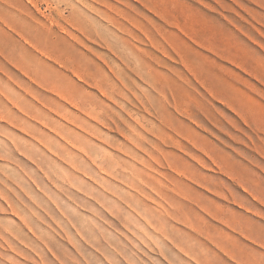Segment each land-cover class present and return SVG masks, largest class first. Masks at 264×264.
Here are the masks:
<instances>
[{"label": "rangeland", "instance_id": "rangeland-1", "mask_svg": "<svg viewBox=\"0 0 264 264\" xmlns=\"http://www.w3.org/2000/svg\"><path fill=\"white\" fill-rule=\"evenodd\" d=\"M172 2H179L178 6ZM153 3L150 5L154 8L150 9L141 0H0V264H232L221 251L218 244L221 239L231 240L233 248L238 247L234 243L253 246L244 238L241 240L238 233L224 229L211 211L224 212L228 218L244 222L264 239L261 139L249 130L258 140V148L254 147L248 137L243 135L246 144L232 130L225 135L207 119L202 120L206 128L203 130L176 111L174 105L170 109L180 118H171L183 122L191 140L169 129L156 130L160 121L148 105L152 99L156 104V89L146 71L142 75L128 66L133 61H136L133 65H141V56L154 63L156 53L164 58L158 65L162 72L170 71L177 77L171 68H186L194 80V85H187L191 93L203 102L208 101L205 103L211 108L224 109L219 99L209 98L197 80L202 76V65L210 67L207 69L213 67L214 71L219 68L217 72L235 84V88L231 85L228 89L236 92L239 86L238 95L255 106L251 108L255 110L253 113L250 109L251 114L264 113V0H153ZM101 7L109 11L110 17L114 14L121 18H117L118 22L124 21L125 25L121 24L128 27L121 28L122 31L112 18L104 16L107 11L101 10L99 14ZM125 13L129 14L125 17ZM188 15L198 18L200 23L191 21L193 17ZM168 16L180 19L185 33L180 31L177 36L180 39L179 35L187 36L184 41L189 47L183 37V42L176 36L171 39L181 29L166 23ZM193 23H197L196 27ZM140 24L149 29L148 33ZM164 31L166 38L172 34L169 38L177 43L176 47L170 45L172 41L168 43L169 38L164 39ZM87 34L92 37L86 39ZM147 35L151 40L155 35L167 42L172 55L158 52L159 47L152 45ZM98 36L101 38L97 39ZM108 37H112L115 45ZM204 43L211 46H205L207 51L203 50ZM141 49L150 52L141 53ZM70 50L76 52L69 56ZM189 50L197 57L188 55ZM128 52L133 55L129 57ZM73 53H78L77 57ZM79 56L83 58L75 61ZM183 57L185 61L188 57V64L182 62ZM228 58H232V63ZM191 59L199 70L191 65L194 63ZM215 61L222 64L218 66ZM193 68L196 70L191 71ZM243 75L253 84L250 89ZM151 77L155 79L153 74ZM257 85L261 92L257 91ZM64 87L73 92L64 93ZM194 87L199 93H195ZM228 109L225 113L234 115ZM259 137H264V133L260 132ZM211 159L235 171L229 174V170ZM247 175L254 178L253 184L243 180ZM237 182L245 185L244 189ZM252 188L254 191L247 192ZM177 212L195 223V218L199 219L200 225L194 226L206 230L212 237L211 243L205 239L206 234L194 232L190 224L179 219ZM260 249L264 251V245Z\"/></svg>", "mask_w": 264, "mask_h": 264}, {"label": "bare ground", "instance_id": "bare-ground-1", "mask_svg": "<svg viewBox=\"0 0 264 264\" xmlns=\"http://www.w3.org/2000/svg\"><path fill=\"white\" fill-rule=\"evenodd\" d=\"M91 1V0H90ZM133 1V0H132ZM140 1V0H139ZM143 3H144V5H146V6H149V7H151V5L150 4H152L153 3V0L150 2V0H141ZM251 1V0H250ZM194 2V1H193ZM83 3V2H82ZM135 3H137L138 4V2H135ZM176 3V5L178 6V4L177 3H179V2H175ZM175 3H171V4H175ZM220 3V2H219ZM104 4V3H103ZM153 4H155V3H153ZM107 5H109V4H107ZM107 5H105V6H107ZM127 5V4H126ZM141 5V4H140ZM156 5V4H155ZM220 5V4H219ZM101 6V5H100ZM173 5H171V7H172ZM103 7V6H102ZM102 7H101V9H100V12H99V14L101 13V10H102V12H104V11H107V9L105 10H103L102 9ZM129 7V6H128ZM140 7V6H139ZM143 7V6H142ZM141 7V9H143ZM148 7V8H149ZM104 8V7H103ZM107 8V7H106ZM154 8V6L153 7H151L150 9H153ZM157 8H159V7H157ZM175 8L177 9V7L175 6ZM174 8V9H175ZM179 8V7H178ZM204 8V7H203ZM144 9H146V8H144ZM186 9V8H185ZM112 10H114V9H112ZM136 10H137V8H136ZM149 10V9H148ZM159 10V9H158ZM171 10V9H170ZM178 10V9H177ZM204 10H206V9H204ZM125 11H127V10H125ZM152 11H154V12H156L157 13V10H152ZM162 11V10H161ZM184 11V10H183ZM186 12H187V10H185ZM184 11V12H185ZM108 12V13H107ZM107 12H105L103 15L104 16H106L107 14H109V11H107ZM114 12H116V11H114ZM129 12V11H128ZM137 12V11H136ZM169 12H171V11H169ZM176 12V11H175ZM219 12V11H218ZM117 13V12H116ZM119 13V12H118ZM121 13H123V12H121ZM131 13V12H130ZM163 13V12H162ZM172 13H173V11H172ZM188 13H190V12H188ZM120 14V13H119ZM126 14H129V13H125V17H126ZM133 14H135V13H132V15ZM137 14V13H136ZM139 14H141L140 12H139ZM213 14V13H212ZM110 15H111V13H110ZM114 14H112L111 16L112 17H110L109 15H107V16H109L108 18L110 19V18H112L113 19V22H115L114 24L116 25L117 24V26H120V29L121 28H127L126 26L125 27H123V24H121V22H118L119 20H121V18L119 19L118 17V19L116 18V15H114ZM123 15V14H122ZM131 15V16H132ZM138 15V14H137ZM143 15V14H142ZM165 15V14H164ZM139 16V15H138ZM144 16V15H143ZM143 16H141V18L143 17ZM189 17H193V20H191V21H194L195 19H194V16L192 15V16H190V15H188ZM128 17V16H127ZM145 17V16H144ZM166 17V16H165ZM169 17V16H168ZM166 18L167 20H166V23H170V25L171 24H173L174 26L176 25V26H178V28L179 29H181V30H179V31H176L177 33H176V35L175 34H173V36L171 37V39H174L173 37H177L180 41H181V39H182V37H183V41L185 40V39H187L186 37H185V35L183 36H181V35H179L180 37H181V39L177 36L178 35V32H180V31H184V33H185V27L182 25V23H181V21H180V19H176V18ZM106 19H107V17H105ZM140 18V17H139ZM160 18H161V16H160ZM131 19H133V18H131ZM144 19V18H143ZM146 19H148V18H146ZM198 19V18H197ZM196 19V20H197ZM102 20V19H101ZM130 20V19H129ZM133 20H135V19H133ZM132 20V23L133 24H136V22L135 21H133ZM149 20V19H148ZM190 20V19H189ZM195 20V21H196ZM53 21V20H52ZM55 21V20H54ZM96 21V20H95ZM106 21V20H105ZM162 21H164V19L162 20ZM198 21V20H197ZM97 22H98V20H97ZM108 22V21H107ZM113 22H112V24H113ZM148 22H150V20L148 21ZM199 22V21H198ZM57 23V22H56ZM56 23H54V24H56ZM129 23H131L130 21L129 22H127V24H129ZM151 23V22H150ZM164 23V22H163ZM165 23V24H166ZM200 23V22H199ZM198 23V24H199ZM92 24H94V23H92ZM113 24V25H114ZM197 24V23H196ZM195 23H193V26H195L196 25ZM53 25V24H52ZM90 25V24H89ZM114 25V26H115ZM125 25V24H124ZM140 25H142V24H140ZM149 26H150V24H148ZM152 25H154V24H152ZM54 26V25H53ZM57 26V25H56ZM55 26V27H56ZM94 26V25H93ZM93 26L92 27H90V28H93ZM131 26H132V24H131ZM133 26H135V25H133ZM139 26V24H136V27H138ZM143 26V25H142ZM141 26V27H142ZM172 26V25H171ZM175 26V27H176ZM208 26L209 25H207V28H208ZM212 26L213 25H210V29H212ZM116 27V26H115ZM154 27V26H153ZM196 27V26H195ZM215 27V26H214ZM94 28H95V26H94ZM138 28H140V27H138ZM137 28V29H138ZM143 29L145 28V26H143L142 27ZM140 29V30H143V29ZM151 28V27H150ZM155 28H156V25H155ZM157 28H158V26H157ZM52 29H54V28H52ZM83 29V28H82ZM88 29V28H87ZM131 28H130V26H129V30H130ZM136 29V28H135ZM135 29H133V30H135ZM146 30H147V33H148V30L149 29H147V28H145ZM144 29V30H145ZM153 29V28H152ZM160 29H165L164 27L163 28H161L160 27ZM195 29V28H194ZM215 29H217V28H215ZM245 29V28H244ZM61 30H63V29H61ZM65 30V29H64ZM84 30V29H83ZM82 30V31H83ZM122 30V29H121ZM128 30V31H129ZM139 30V29H138ZM158 30H159V28H158ZM213 30V29H212ZM242 30H243V28H242ZM67 31V30H66ZM65 31V32H66ZM81 31V30H80ZM92 32L94 31L93 29L91 30ZM90 31V32H91ZM98 31H99V29H98ZM114 31V30H113ZM123 31V30H122ZM121 31V32H122ZM125 32H126V30H124ZM127 31V32H128ZM137 31V30H136ZM136 31H133V32H136ZM157 31V30H156ZM167 31V30H166ZM166 31H164L165 32V34H163L165 37H164V39L166 38ZM170 31V32H169ZM244 31V30H243ZM84 32V31H83ZM89 32V33H90ZM120 32V31H119ZM142 32V31H141ZM154 32H155V30H154ZM160 32V31H159ZM168 32L169 33H173V31L172 30H168ZM241 32V31H240ZM244 32H246V30L244 31ZM88 33V34H89ZM94 33V32H93ZM93 33H90L91 35L93 34ZM97 33V31H95V34ZM100 33H102V32H100ZM105 33V32H104ZM104 33H103V35H104ZM114 33V32H113ZM116 33H117V30H116ZM139 33V32H138ZM144 34L143 35H145V31L143 32ZM146 33V34H147ZM157 33V32H156ZM161 33V32H160ZM159 33V35L161 36L162 35V33L160 34ZM169 33H167V36H171L172 34H169ZM175 33V32H174ZM181 33V32H180ZM179 33V34H180ZM86 35L85 37H86V39H87V37H89V35ZM110 34V33H109ZM129 34V33H128ZM133 34H135V33H133ZM151 34H154V33H151ZM158 34V33H157ZM169 34V35H168ZM241 34V33H240ZM94 35V34H93ZM119 35H121V34H119ZM129 35H131V34H129ZM148 35H150V34H148ZM147 35V36H148ZM186 35H188V34H186ZM243 35V34H242ZM100 36H102V35H100ZM113 36V35H112ZM122 36V35H121ZM120 36V37H121ZM127 37H128V35H126ZM169 36V37H170ZM220 36V35H219ZM250 36V35H249ZM251 36H252V34H251ZM72 37V36H71ZM90 37H92V36H90ZM89 37V38H90ZM105 37V36H104ZM133 37H135V36H133ZM149 37V39H150V36H148ZM147 37V38H148ZM169 37H167V38H169ZM175 37V38H176ZM184 37H185V39H184ZM189 37H193L194 38V36H189ZM253 37V36H252ZM101 38V37H100ZM99 38V36H98V38L97 39H100ZM109 39L108 40H111V43H112V37H111V39H110V37H108ZM115 38V37H114ZM152 40L150 39V41H153V42H151L152 43V45H155V47L157 48V47H159L157 50H158V52H163L164 54L166 53V55H168L169 57L172 55V54H170V50H169V48H168V46H167V44L170 42V41H172L170 38V40H168V43L166 44L165 43V41L164 40H162V39H160L159 37H156L155 35H153L152 36ZM166 38V39H167ZM70 39V38H69ZM73 39H75V38H73ZM105 39V38H104ZM104 39H102V40H104ZM117 39V38H116ZM124 39V38H123ZM136 39H138V38H136ZM148 39V40H149ZM165 39V40H166ZM177 39V40H178ZM190 39V38H189ZM195 39V38H194ZM253 39H254V37H253ZM26 40L28 41V39L26 38ZM108 40H106V41H108ZM120 40V39H119ZM118 40V41H119ZM131 40H132V38H131ZM142 40V39H141ZM140 40V41H141ZM176 40V39H175ZM193 40V39H192ZM198 40V39H197ZM75 42H76V40H74ZM74 41H71V44H72V42H74ZM80 41V40H79ZM105 41V40H104ZM113 41H115V40H113ZM122 42L123 41H125V40H121ZM183 41H181V42H183ZM185 41H187V40H185ZM184 41V42H185ZM189 41V40H188ZM199 41V40H198ZM132 42H135V41H132ZM136 42H139L138 40L136 41ZM146 41H144V43H145ZM174 42V43H173ZM178 42V41H177ZM194 42L196 43V41L194 40ZM30 44H32L31 42H29ZM77 43V42H76ZM171 43L172 44H175V47H176V42L175 41H172V42H170V45H171ZM186 44H187V42H185ZM185 43H183L184 45H185ZM112 44H114V42L112 43ZM111 44V46H114V45H112ZM117 44V43H116ZM123 44H125L126 45V47L128 46L126 43H124L123 42ZM123 44H120V45H123ZM130 44V43H129ZM262 44V43H261ZM73 45V44H72ZM75 45V44H74ZM107 45V44H106ZM109 45V44H108ZM107 45V46H108ZM151 45V44H150ZM169 45V46H170ZM179 45H180V43H179ZM203 45V44H202ZM201 45V46H202ZM221 45V44H220ZM131 46V45H130ZM178 46V45H177ZM181 47H183V45H180ZM206 45H205V43H204V47H205ZM264 46V45H263ZM38 47V46H37ZM68 47V46H67ZM69 47H71V46H69ZM68 47V48H69ZM122 47V46H121ZM139 47V46H138ZM171 47V46H170ZM186 47H189V45L187 44V46ZM206 47H208V46H206ZM205 47V48H206ZM211 47V46H210ZM210 47H208V48H210ZM40 48V47H39ZM68 48H67V52H68ZM108 48H109V46H108ZM119 48H120V46H119ZM118 48V49H119ZM123 49H124V47H122ZM130 48H135V47H130ZM160 48H162V49H160ZM195 47H193L192 48V50L194 49ZM205 48H203V50L204 51H207V49L208 48H206V50H205ZM41 49V48H40ZM66 49V48H65ZM69 49H72V48H69ZM73 49H75L74 47H73ZM85 49V48H84ZM127 49V48H126ZM128 49H129V47H128ZM174 49V48H173ZM180 50L182 49V48H179ZM183 49H184V47H183ZM187 49H190V48H187ZM186 49V50H187ZM212 49V48H211ZM42 50V49H41ZM111 50V49H110ZM137 50V49H136ZM142 50L143 49H141V53H142ZM145 50L146 49H144L143 50V52H145ZM185 50V49H184ZM184 50H182V54H184L185 55V53H184ZM195 50V49H194ZM215 50V49H214ZM263 50V49H262ZM198 51V50H197ZM72 52H76V50H72ZM72 52H71V50H70V54L68 53V55L70 56L71 54H72ZM150 52V50H148V52H147V50H146V53H149ZM189 52H191V50H189ZM208 52H209V50H208ZM47 53V52H46ZM126 53V52H125ZM129 53V55H130V52H128ZM133 53H136V52H133ZM176 53H178V52H176ZM196 53V52H195ZM213 53V52H212ZM215 54H216V50H215V52H214ZM219 53V52H218ZM222 53V52H221ZM49 54H50V52H49ZM74 54V53H73ZM76 54V53H75ZM74 54V55H75ZM81 55H84V54H82V53H80ZM79 54V55H80ZM113 54V53H112ZM121 54V53H120ZM154 54V60H153V62L154 63H152V61L150 62V58H149V61H146L147 60V58L148 57H146V60H144L143 59V57H145V56H141L140 57V63H141V65H133V64H135L136 63V61H133V64H131L130 62L128 63V66L129 67H132L133 68V70H135V71H137V72H142L141 74L143 75L144 73H145V71H146V73L145 74H147L148 75V77H150L149 78V80H150V82H152V84H153V86H154V88L156 89V92H157V98H156V104H154L155 102V100H153L152 99V97H151V99H152V102L149 104L148 103V105H150V107H151V109L153 108L154 110H155V113L157 114V117L159 118V121H160V125L159 126H157L155 129L156 130H160V131H162V130H164V129H169V130H172V131H174L175 132V134L176 135H181V136H186L187 138H189V136H188V130L187 129H185V125L183 124V122L182 121H178V122H175V120L173 119V118H171V117H179V116H176V113L175 112H173L171 109H170V107H172V105H174L173 107H175V110L177 111H179L180 113H181V115L182 114H184V115H186V116H188V118H190L191 120H192V122L194 123V125H196V126H199V127H201V128H203V130L204 129H206L205 128V126H204V124H203V122H202V120L203 121H205V119H207L208 120V122L209 123H211V124H213L214 126H215V128H217L219 131H221V132H223L225 135H228V133L232 130V131H234V132H236V133H238L239 134V136H240V139L242 140V141H244L246 144L248 143L247 142V140L245 139V137L244 136H246V137H248L249 138V140H250V142L253 144V146L254 147H257L258 148V146H257V141L258 140H256V137H258V138H260L261 139V141L264 143V137H259V133L261 132V133H264V113L263 112H261V113H257L258 115L257 116H255L254 114H251V112H250V109L251 108H253V107H255V106H253V104L252 103H250L249 101H247V100H245V99H243L242 97H240L239 95H238V93L237 92H239V91H237V88L239 87L238 86V84H237V86L238 87H236V92H232L230 89H228V87L229 88H232V87H234L235 86V84L233 85L232 83H234L233 81H232V79H231V81H232V83H230L229 82V80H230V78L229 77H227L229 80H227V79H225L220 73H218L217 71H219L217 68H215V70L216 71H214L213 70V67H211L212 69H207V68H210V67H205V66H203L202 65V70H200V72H202L201 74H202V76L201 75H198V76H201V78H199V77H197V80H198V82L199 83H201L200 85L202 86L203 85V87H205V90H206V93H208L207 95L209 96V98L211 99H213V98H215V100L217 99H219L220 100V102L224 105V109H218V107L216 108L215 106L214 107H209V105H207V103H205V102H208V101H201V100H199L196 96H194L191 92L192 91H190L191 89L187 86V85H194V80H193V78H191V77H189V75L187 74V72H186V68L184 69V68H180V67H178L177 66V68H173L172 66V68H171V71H173V73L177 76V77H175L174 75H172V74H169L170 73V71L168 72V73H164V72H162L159 68H158V65L159 66H161V64L163 63V57L162 56H160V55H158V54H156V53H153ZM187 54V53H186ZM190 54H192V52L191 53H189L188 55H190ZM193 54H194V52H193ZM192 54V55H193ZM47 55H48V53H47ZM54 55V54H53ZM52 55V56H53ZM73 55V56H74ZM76 55H78V53L76 54ZM75 55V56H76ZM133 54H131L129 57H131ZM136 55H138V54H136ZM136 55L135 56H133V57H135L136 58ZM163 55V54H162ZM178 55V54H177ZM191 55V56H192ZM196 55V54H195ZM195 55H193V57L195 58V57H197V56H195ZM238 55V54H237ZM49 56H51V54L49 55ZM68 56V57H69ZM72 56V57H73ZM124 56H126L125 54H124ZM138 56H140V55H138ZM149 56V55H148ZM151 56H153V55H150V57ZM165 56V55H164ZM168 56H167V58H168ZM54 57V56H53ZM56 57V56H55ZM54 57V58H55ZM77 57V56H76ZM81 56H79L78 57V59H76V58H72V59H76L75 61H79V58H80ZM86 56H84V58H85ZM185 57H186V55H185ZM218 57H222V54H221V56H218ZM56 58H58V57H56ZM60 58H61V56H60ZM63 58V57H62ZM83 58V57H82ZM82 58H80V60L82 59ZM138 58V57H137ZM184 58V57H183ZM191 58V57H190ZM193 58V59H194ZM224 58V57H223ZM223 58H222V60H223ZM226 56H225V60H226ZM71 59V58H70ZM71 59V60H72ZM172 59V58H171ZM188 59V57L186 58V61H188L187 60ZM193 59H191V61L193 60ZM197 59V58H196ZM206 59V58H205ZM209 59V58H208ZM218 59V58H217ZM232 59V58H231ZM230 58H228V60H231ZM68 60H69V58H68ZM130 60H131V58H130ZM133 60V59H132ZM137 60V62L139 61L138 59H136ZM173 60V59H172ZM211 60L213 61V60H215V58L214 59H212L211 58ZM227 60V61H228ZM23 61V60H22ZM180 60H178V62H179ZM186 61H185V58L183 59V61L182 62H185L186 63ZM191 61H189V63L191 62ZM195 61H197V60H195ZM210 61V60H209ZM212 61H211V63H212ZM219 61V60H218ZM218 61H215V62H217V64H218V66H219V63H221V62H219L218 63ZM234 61V60H233ZM21 62V61H20ZM61 62V64H62V60L60 61ZM174 62H175V59H174ZM177 62V61H176ZM181 62V61H180ZM179 62V63H180ZM192 62H194V61H192ZM191 62V63H192ZM202 62V61H201ZM66 63V62H65ZM185 63H183V64H185ZM209 63V62H208ZM210 63V64H211ZM231 63H232V60H231ZM239 63V62H238ZM28 64V63H27ZM138 64V63H137ZM186 64H188V63H186ZM201 64V63H200ZM217 64L215 63V64H213V65H215L216 67H218L217 66ZM222 64V63H221ZM234 64H236V63H234ZM191 65H195V62L193 63V64H191ZM23 66V65H22ZM62 66H64V63H63V65ZM66 66V65H65ZM185 66V65H184ZM183 66V67H184ZM188 66V65H187ZM186 66V67H187ZM206 66H207V64H206ZM224 66V65H223ZM25 67H28V66H25ZM31 67V66H30ZM75 67V66H74ZM118 67V66H117ZM162 67H163V65H162ZM176 67V66H175ZM244 67V66H243ZM242 67V68H243ZM66 68V67H65ZM192 68V67H191ZM195 68H197L198 70L200 69L199 67H197L196 65H195ZM240 68H241V66H240ZM78 69V68H77ZM91 69V68H90ZM112 69V68H111ZM116 69V68H115ZM118 69V68H117ZM116 69V70H117ZM189 69H190V67H189ZM244 69V68H243ZM246 69V68H245ZM27 70H29L28 68H27ZM79 71H80V69H78ZM188 70V69H187ZM196 70V69H195ZM194 70V68H193V70H191V71H195ZM235 70V69H234ZM249 70V69H248ZM29 71H31V70H29ZM33 71V70H32ZM37 71H38V69H37ZM92 71V70H91ZM112 71V70H111ZM190 71V72H191ZM222 71V70H221ZM224 71V70H223ZM236 71H237V69H236ZM240 71V73H241V70H239ZM87 72V71H86ZM89 72V71H88ZM197 72V71H196ZM199 72V71H198ZM199 72V73H200ZM246 72V71H245ZM250 72V70L248 71V73ZM253 72V71H252ZM252 72H251V74H252ZM34 73H35V71H34ZM97 72H95V74H96ZM109 73V72H108ZM193 73V72H192ZM243 73V72H242ZM254 73V72H253ZM85 74V73H84ZM144 74V75H145ZM154 75L155 76V79H152V77H151V75ZM194 74H196L195 72H194ZM198 74V73H197ZM88 75H89V73H88ZM107 75V74H106ZM235 75V74H234ZM259 75V74H258ZM37 76V75H36ZM35 76V77H36ZM70 76V75H69ZM77 76V75H76ZM137 76V75H136ZM226 76H228V75H226ZM97 77H98V75H97ZM193 77H194V75H193ZM259 77V76H258ZM70 78H71V76H70ZM89 78H91V77H89ZM146 78H147V76H146ZM196 78V77H195ZM231 78H233V77H231ZM235 78H238V77H235ZM234 78V79H235ZM243 78L244 79H246L247 77H244V75H243ZM243 78H242V80H243ZM92 79V78H91ZM96 79V78H95ZM110 79H112V78H110ZM145 79V78H144ZM248 79V86H250L249 87V89L251 88V86L253 85H250L251 83H249V82H251V81H249L250 79L249 78H247ZM262 79H264V78H262ZM72 81L74 80V79H71ZM81 80V79H80ZM97 80V79H96ZM101 80V79H100ZM148 80V79H147ZM146 80V81H147ZM237 80V79H236ZM241 80V81H242ZM93 81H95V80H93ZM106 81V80H105ZM112 81V80H111ZM235 81V80H234ZM247 81V80H246ZM260 81H262V80H260ZM97 81H95V83H96ZM107 82H108V80H107ZM110 82V81H109ZM235 82H237V81H235ZM244 83H246L245 82V80L243 81ZM263 82V81H262ZM74 84H76V82L74 83ZM100 84V83H99ZM147 84V83H146ZM247 84V83H246ZM113 85H114V83H113ZM150 85V84H149ZM231 85H233L232 87H231ZM55 86V85H54ZM77 86H79L78 84H76V87ZM102 86V85H101ZM105 86V85H104ZM110 86H111V82H110ZM115 86V85H114ZM190 86V87H191ZM256 86V85H255ZM258 86V88H257V91L259 92L260 91V88H259V85H257ZM51 87V86H50ZM53 87V86H52ZM61 88V87H59V85L58 86H55V88ZM76 87H74V88H76ZM103 87V86H102ZM113 87V86H112ZM116 87V86H115ZM190 89H188V88ZM54 88V87H53ZM78 88V87H77ZM80 88V87H79ZM105 88V87H104ZM114 88V87H113ZM191 88H193V87H191ZM195 88V87H194ZM235 88V87H234ZM254 88V86L252 87V89ZM256 88V87H255ZM263 88V87H262ZM64 89V93H65V90H66V88L64 87L63 88ZM69 89V88H68ZM66 90V92L67 91H69V90ZM155 89H152V90H155ZM245 89V88H244ZM259 89V90H258ZM56 91L58 90H62V89H55ZM75 90V89H74ZM77 90V89H76ZM75 90V91H76ZM104 90V89H103ZM112 90V89H111ZM132 90V89H131ZM130 90V91H131ZM194 90V89H193ZM233 91H234V89H232ZM255 90V89H254ZM59 91V92H60ZM80 91V90H79ZM106 91V90H105ZM195 93H196V88H195ZM249 91V90H248ZM261 91H262V89H261ZM260 91V92H261ZM69 92H73V90L71 89V91H69ZM80 92H82V91H80ZM107 92V91H106ZM121 92H123V91H121ZM120 92V93H121ZM148 92V91H147ZM250 92H251V90H250ZM68 93V92H67ZM144 93V92H143ZM197 93H199L198 91H197ZM196 93V94H197ZM256 93V92H255ZM263 94H264V92H262ZM261 93V94H262ZM59 94H61V93H59ZM81 94V93H80ZM111 94H114L113 92H111ZM146 94V93H145ZM149 94H151L150 92H149ZM71 95V94H70ZM69 95V96H70ZM101 95V94H100ZM258 95H260V93L258 94L257 93V96ZM61 96V95H60ZM63 96V95H62ZM146 96H148V95H146ZM152 96V95H151ZM256 96V97H257ZM263 96V95H262ZM116 97H118V96H116ZM150 96H148V98H149ZM259 97V96H258ZM257 97V98H258ZM61 98V97H60ZM73 98V97H72ZM85 98H88L87 96L85 97ZM111 98H112V96H111ZM119 98V97H118ZM249 98V97H248ZM262 97L260 96L258 99H261ZM62 99V98H61ZM95 99V98H94ZM112 99H114V98H112ZM202 99V98H201ZM62 100H65V99H62ZM67 100H68V98H67ZM87 100V99H86ZM85 100V101H86ZM97 100V99H96ZM139 100H141V99H139ZM147 100V99H146ZM206 100V99H205ZM214 100V99H213ZM262 100V99H261ZM74 101H76V99L74 100ZM89 101V100H88ZM90 101H92L91 99H90ZM101 101V100H100ZM263 101V100H262ZM128 102V101H127ZM217 102V101H216ZM75 103H77V101L75 102ZM90 103V102H89ZM93 103H95L94 102V100H93ZM147 103V102H146ZM263 103H264V101H263ZM78 104V103H77ZM84 104H86V103H84ZM97 104H100V103H97ZM212 104V103H211ZM257 104V103H256ZM262 104V103H261ZM79 105H80V103H79ZM145 105V104H144ZM147 105V106H148ZM85 106V105H84ZM84 106H82V107H84ZM87 106V105H86ZM90 106H91V104H90ZM211 106V105H210ZM258 106V105H257ZM262 106V105H261ZM100 107V106H99ZM109 107V106H108ZM143 107V106H142ZM157 107H159V108H157ZM263 107H264V105H263ZM79 108H81V106H79ZM84 108H86V107H84ZM110 108V107H109ZM144 108V107H143ZM214 108V109H213ZM227 108H229V109H231L232 111H233V113H234V115H227V113H225V109H227ZM87 109V108H86ZM93 109H94V107H93ZM92 109V110H93ZM100 109V108H99ZM105 109V108H104ZM107 109V108H106ZM112 109V108H111ZM228 109V110H229ZM88 110V109H87ZM97 110V109H96ZM108 110V109H107ZM106 110V111H107ZM253 109H251V111H252ZM94 111V110H93ZM98 111H102V110H98ZM105 111V112H106ZM231 111V112H232ZM255 110H253L252 111V113L254 112ZM262 111V110H261ZM110 112V111H109ZM93 113V112H92ZM92 113H91V115H92ZM114 113V112H113ZM113 113L111 114V117H112V115H113ZM178 113V112H177ZM180 113H178V114H180ZM88 114H89V112H88ZM95 114V113H94ZM96 114H98V113H96ZM115 114V113H114ZM161 114H163V115H161ZM93 116V115H92ZM102 116V115H101ZM115 116V115H114ZM119 117H120V115H119ZM184 117V116H183ZM92 118V117H91ZM98 118H99V115H98ZM180 118V117H179ZM107 119V118H106ZM108 120V119H107ZM111 120V119H110ZM190 120V121H191ZM242 121V122H241ZM242 123H244V126H246L247 128H248V130H247V128H245L244 126H242ZM115 125V124H114ZM195 127V126H194ZM249 130L250 131H253L255 134H256V137L253 135V134H251V132H249ZM240 132V133H239ZM242 133V134H241ZM244 135V136H243ZM262 135V134H261ZM184 138V137H183ZM185 139V138H184ZM190 139V138H189ZM191 140V139H190ZM244 144V143H243ZM246 144H244L245 146H246ZM247 147V146H246ZM247 148H249V147H247ZM251 150V149H250ZM253 150V149H252ZM264 150V149H263ZM248 151V150H247ZM261 152H263V151H261ZM239 153V152H238ZM255 153V152H254ZM249 155V154H248ZM238 156V155H237ZM260 156H262L261 154H260ZM213 158V157H212ZM257 158V157H256ZM259 159V158H258ZM211 160H213V162H214V164H216V165H218V166H220V167H222V168H225V169H227V170H229V174H230V171L232 172H234L235 170H233V169H231L229 166H226V165H222L219 161H216V160H214V159H211ZM248 160V159H247ZM249 161V160H248ZM252 161H254V159H252ZM251 162V161H250ZM262 162V161H261ZM256 165V164H255ZM250 166V165H249ZM252 166V165H251ZM250 166V167H251ZM219 167V168H220ZM256 167H257V165H256ZM259 167V166H258ZM264 167V166H263ZM262 167V168H263ZM254 168V167H253ZM221 169V168H220ZM256 169V168H255ZM259 170V169H258ZM263 170H264V168H263ZM256 171V170H255ZM221 172H222V170H221ZM224 172V171H223ZM253 173H255L254 171H253ZM257 173H258V171H257ZM259 173H260V171H259ZM263 173H264V171H263ZM236 174V173H235ZM180 175L182 176V175H184V173L181 171V173H180ZM179 175V176H180ZM257 176V175H256ZM258 177V176H257ZM261 177H262V175H261ZM261 177H259L258 179H260ZM230 178H232V177H230ZM233 179V178H232ZM239 179H240V177H239ZM238 180V179H237ZM241 180V179H240ZM243 180L244 181H246L247 183L248 182H250V183H252L251 181H254V178L252 177V176H249V175H247L246 177H244L243 178ZM234 182V181H233ZM245 182V183H246ZM240 184V182H237L236 183V185L237 184ZM245 183H243V184H245ZM246 183V184H247ZM238 184V185H239ZM253 184V183H252ZM251 184V185H252ZM263 184V183H262ZM240 185H242V184H240ZM248 185V184H247ZM243 186V185H242ZM245 186V185H244ZM244 186H243V189H244ZM253 186V185H252ZM247 188V187H246ZM251 188V187H250ZM246 190V189H245ZM251 190H253L254 191V189L252 188V189H247V192L248 191H251ZM172 191V190H171ZM257 191V190H256ZM244 192V191H243ZM182 193V192H181ZM245 193V192H244ZM258 193V192H257ZM247 194H249V193H247ZM252 194V193H251ZM255 195H257L256 194V192L254 193ZM183 195H187L188 197H190L191 198V196H189L188 194H186L185 192H184V194ZM254 196V195H253ZM258 196V195H257ZM176 197H177V195H176ZM260 198H261V195L259 196ZM179 198V197H178ZM255 198H258V197H255ZM264 199V198H263ZM183 200V199H182ZM192 200V199H191ZM190 200V201H191ZM193 200H194V198H193ZM254 200V199H253ZM258 200V199H257ZM195 201V200H194ZM197 202H198V200H196ZM255 201V200H254ZM198 203H200V202H198ZM192 204V203H191ZM196 204V203H195ZM258 204H260V203H258ZM262 204H263V202H262ZM197 205V204H196ZM199 205H201V203L199 204ZM9 206V205H8ZM194 206V205H193ZM195 207V206H194ZM198 207V206H197ZM203 206H201V208H202ZM243 207V206H242ZM205 208V207H204ZM203 208V209H204ZM197 209V208H196ZM201 211H202V209H200ZM209 211V210H208ZM210 212V211H209ZM178 213V212H177ZM176 213V214H177ZM203 213V212H202ZM206 214V213H205ZM208 215H210V214H208ZM211 215L215 218L214 220H216V221H219L220 222V225L224 228V229H226V230H232V232H235V233H238L239 234V237L241 238V240H243L242 238H244L245 240L244 241H248V243H250L252 246H253V248H247V246H245L244 244H242V243H239V244H235L234 243V245H238V247L236 248H233V245H231V240H229L228 238H223V239H221L220 241H219V246H220V248H221V251H223L224 253H226V255L229 257V259H231L232 260V264H264V251L263 250H261L260 249V246H262V245H264V239H260V234H256V231H253V230H255V229H252L249 225H247V224H245L244 222H239L238 220H233V219H230V218H228V214H225L224 212H221V213H218V212H215V211H211ZM167 216V215H166ZM169 216H171L170 214H169ZM212 217V218H213ZM171 218V217H170ZM172 218H175V217H172ZM178 218L179 219H181V220H183L184 222H186V223H188V224H190V227H193V231L194 232H197V233H203V234H206L207 235V237L205 238L208 242H210V240L212 241V237L206 232V230H203V229H201V228H196L194 225L195 224H198V225H200V223H201V221H199V219H197V218H195L196 219V223L195 222H193L189 217H187V216H181V215H179V213H178ZM194 219V220H195ZM169 220V219H168ZM175 220V219H174ZM177 220V219H176ZM228 230V231H229ZM262 234V236H264V234L263 233H261ZM5 239V238H4ZM214 241V240H213ZM211 243V242H210ZM223 253V254H224ZM225 255V254H224ZM225 255V256H226ZM225 256H223V258L225 259V260H227V261H229Z\"/></svg>", "mask_w": 264, "mask_h": 264}]
</instances>
